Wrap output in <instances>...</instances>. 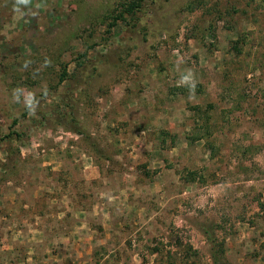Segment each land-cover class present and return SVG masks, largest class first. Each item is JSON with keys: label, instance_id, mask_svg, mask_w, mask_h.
I'll return each instance as SVG.
<instances>
[{"label": "rangeland", "instance_id": "rangeland-1", "mask_svg": "<svg viewBox=\"0 0 264 264\" xmlns=\"http://www.w3.org/2000/svg\"><path fill=\"white\" fill-rule=\"evenodd\" d=\"M131 1L0 0V264H264V4Z\"/></svg>", "mask_w": 264, "mask_h": 264}, {"label": "trees", "instance_id": "trees-1", "mask_svg": "<svg viewBox=\"0 0 264 264\" xmlns=\"http://www.w3.org/2000/svg\"><path fill=\"white\" fill-rule=\"evenodd\" d=\"M264 4V0H259ZM144 0H132L130 3L124 5V12H127L130 16H134L138 11H141L143 7ZM119 18H122V15H119L118 17L115 16L112 19V22L108 23L107 26V32L110 33L111 29L116 26L117 22L119 21ZM69 76L66 69L63 70L61 73L59 82L62 83L65 81V79ZM196 88V87H195ZM74 96V93L72 90L66 91V94L59 95V102L60 105L57 107V117L58 119L56 122L59 125L66 126L70 132H73L78 135H82V130L78 127L80 126L77 122L76 118V109L75 106L72 104V97ZM56 112L54 114H56ZM45 120V118H43ZM18 135V133H17ZM260 209L264 211V203H260ZM203 233L207 240V242L211 245L210 254L212 257V261L214 264H223L222 263V256H223V249L221 248V244H216V237L214 233L206 228L203 227ZM217 245V247H216Z\"/></svg>", "mask_w": 264, "mask_h": 264}]
</instances>
